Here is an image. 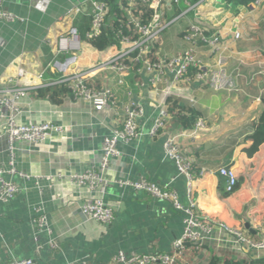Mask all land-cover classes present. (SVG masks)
<instances>
[{"label": "crops", "instance_id": "0c3cea01", "mask_svg": "<svg viewBox=\"0 0 264 264\" xmlns=\"http://www.w3.org/2000/svg\"><path fill=\"white\" fill-rule=\"evenodd\" d=\"M4 7L16 18L0 21V89H26L20 102L23 121L50 120L63 129L36 145L16 143L17 171L27 175H5L12 177L20 190L12 201L0 204V264L16 258H33L36 264H70L84 258L90 264H113L120 251L132 255L171 250L173 240L183 231L182 213L168 201L117 183L123 173L133 179L144 176L177 191L181 201L189 203L187 179L165 153L166 134H149L162 94L172 82L170 73L155 84L157 72L146 69L138 73L93 69L121 47L99 50L85 39L91 10L87 0H4ZM75 7L81 11L68 15ZM176 9L179 12L174 15ZM169 15L174 24L164 33L165 48L176 51L186 47L183 32L191 22L201 23L209 35L225 45L227 69L243 89L215 90L189 75L179 81V93H171L185 104L191 102L205 121L194 136L187 135L190 130L177 125L174 118L168 121V131L178 135L181 148L194 160L192 198L208 217L240 229L249 238H258L259 227L264 224V143L253 155H248L246 148L252 143L247 136L264 108V99H257L264 74L254 78L260 64L264 65V1L233 4L231 0H199L192 5L172 6ZM72 28L82 39L67 52L68 56H78L73 69H93L91 77L112 89L114 105L98 107L70 95L61 103H53L37 94L39 88L52 89L62 82L61 73L51 63L65 56L57 53L59 37H71ZM237 31L242 34L240 38L235 37ZM200 55L207 63H216V54L209 47L202 46ZM20 68L25 70L22 75ZM236 69H241V75H236ZM131 102L142 107L140 134L131 141H121L119 164L102 170L103 137L111 128L122 126ZM9 147V137L3 133L0 167L9 166ZM221 164L232 166L238 173V185L231 193L225 191V179L217 171ZM91 167L99 176L94 183L81 185L73 179V173ZM201 167L209 170L198 175ZM95 198L104 199L113 208L112 223L85 219L80 205ZM42 215H46L43 227L37 221ZM51 238L59 248L49 244ZM202 243L204 257L264 256V251L237 242L219 223Z\"/></svg>", "mask_w": 264, "mask_h": 264}, {"label": "built area", "instance_id": "2783aa9c", "mask_svg": "<svg viewBox=\"0 0 264 264\" xmlns=\"http://www.w3.org/2000/svg\"><path fill=\"white\" fill-rule=\"evenodd\" d=\"M91 6L89 12L90 26L85 33V39L93 38L101 33L102 27L105 24L106 5L104 2L98 0H87ZM129 6L127 7L128 16L134 23L133 32L138 35H126L120 41V49L107 59L101 61L94 68H111L125 73L132 70L133 65L125 62L126 58L130 62L143 63L139 71L146 69L151 72H157L156 82L160 81L164 75L170 73L172 81H181L185 79L191 68L198 71L195 73V78L204 84L210 85L215 90H225L228 92H241L243 89L239 87L227 69L228 59L224 54L226 48L224 44L219 43L217 38L207 33V28L199 22H191L183 35L186 47L176 53L172 52L169 55H160L158 52V63H151L148 53L152 49V43L160 40L163 32L173 22L169 12L172 6H179L181 3L190 5V0H168L172 5L171 8L167 5V0H152L151 6L155 9L153 21L149 24H144L140 17L134 15L132 12V5L135 0H126ZM262 0H256L259 3ZM81 11L80 7H75L69 10L68 15H76ZM169 15V16H168ZM169 18H168V17ZM16 17L4 7V0H0V21L14 20ZM71 37L61 35L59 37L58 54L65 55L62 60H54L51 63L53 69L61 73L62 81L70 83L74 91V97L84 98L93 102L98 107L111 106L115 104L113 100V92L109 86L104 85L103 89L93 90L88 85V80L91 77L89 70H74L78 56H68L67 52L70 48L73 49L75 43L80 42L81 36L75 28L70 30ZM240 32L235 33L236 38H240ZM114 44L112 47H119ZM207 46L212 52L216 54V63L210 64L200 55V48ZM137 51V56L133 58L130 54ZM23 68L19 69V74H24ZM236 75H241V69L235 70ZM254 78L264 74V65L260 64V69L255 72ZM119 82H123L120 79ZM258 100L264 99V86L259 90ZM27 94L26 89L22 87L14 88L8 87L0 89V137L6 133L10 141V163L9 166L0 167V204L12 201L18 194L20 187L14 182L12 177L7 178L6 174L19 173L22 176L27 174L17 171L15 165V147L17 142L26 143L28 145H36L44 142L52 136L55 130H62L63 127L55 125L52 121H30L22 120L23 108L20 102L23 96ZM170 90L167 87L163 92L157 115L152 121V126L149 131L151 136L160 132L166 134L164 141V150L166 155L172 159L180 173L187 179V195L189 203L184 204L177 191L165 188L156 182L149 180L144 176L136 179L130 178L125 173L120 174L117 183L124 189H129L133 192L144 193L146 195L154 196L162 201H168L176 210L182 213L183 231L172 242L171 250L169 251H153L149 253H135L126 255L120 251L118 255L113 258V264H176L177 260L182 258L185 254V246L189 244L201 246L202 241L206 235L211 232L215 226L214 219L208 217L203 212L197 209V204L192 198V182L195 176L194 160L183 151L177 141L176 134L168 131V121L170 118L167 109L166 99L170 95ZM111 103V105H110ZM142 107L139 104L131 102L126 107V115L122 121L121 127H113L104 135L102 140L101 153V169H109L112 164H119L122 156V151L118 148L121 141H131L139 136L138 118L142 114ZM205 126V121L199 117L196 121L195 127L191 129L187 135H196ZM209 169L201 167L198 175L205 174ZM217 171L225 179V191L227 193L233 192L239 181L237 171L229 165L221 164ZM73 179L83 185L86 182L94 183L99 179L96 169L91 167L82 172H75L72 174ZM81 212L86 220H94L104 224H110L114 221L113 208L105 202L102 198H95L87 200L80 205ZM41 227L46 225V215H42L37 219ZM241 244H246L250 248L264 251V224L259 227V237L249 238L240 229L223 225ZM49 244L57 249L59 244L53 238L49 240ZM8 264H36L33 258H16ZM70 264H90L87 259L73 261Z\"/></svg>", "mask_w": 264, "mask_h": 264}, {"label": "trees", "instance_id": "16d2710c", "mask_svg": "<svg viewBox=\"0 0 264 264\" xmlns=\"http://www.w3.org/2000/svg\"><path fill=\"white\" fill-rule=\"evenodd\" d=\"M104 2L106 5V18L105 24L102 27V31L97 36L88 39V41L97 49L104 50L108 47L117 44L120 45V41L123 36L133 35L138 37L136 33L133 32L134 23L128 16L127 7L129 6L128 1L126 0H98ZM152 0H135L132 5V12L134 15L140 17V20L144 24H149L153 21L155 14V9L151 6L150 2ZM199 0H190V5L196 4ZM233 4L243 3L249 4L250 2H255L256 0H231ZM177 15L179 9L175 10ZM168 17V16H167ZM173 16H171L172 18ZM169 18V17H168ZM166 31V30H165ZM161 35L160 40L152 43V49L148 53V57L151 63H158V52L161 49L165 48L164 42V33ZM185 31L182 35H184ZM179 50L173 51L174 53ZM137 56V51H134L130 54V57L133 58ZM125 62L133 65L132 70L135 73L139 72V69L142 68L143 63L130 62L129 58L125 59ZM198 70L191 68L187 76H195V73ZM88 85L93 90L103 89L104 84L97 80L96 78H90L88 80ZM39 96H47L53 103H61L63 98L66 95L74 96V91L70 86V83L67 81H62L55 88H39L36 90ZM185 101V100H184ZM167 109L169 111L170 117L175 119L177 125L191 130L195 127L197 119L200 117V113L193 107V104L189 102L185 104L182 99L174 94H170L166 99ZM252 143L249 147L246 148L248 155H253L259 148V146L264 143V108L254 124L253 131L247 136ZM199 171V170H198ZM201 246L197 247L196 245L189 244L185 246V254L187 257H182L177 260L176 264H264V256L260 258H243L232 255H225L223 257L216 254H212L209 257H204L201 255Z\"/></svg>", "mask_w": 264, "mask_h": 264}, {"label": "rangeland", "instance_id": "374dc122", "mask_svg": "<svg viewBox=\"0 0 264 264\" xmlns=\"http://www.w3.org/2000/svg\"><path fill=\"white\" fill-rule=\"evenodd\" d=\"M264 0H262V2H263ZM174 24V22H172L168 27H171V25H173ZM168 45H169V43H168ZM168 45H166V47L168 46ZM171 48H174V46H172ZM185 48V47H184ZM183 48V49H184ZM183 49H180V50H182L183 51ZM179 50V51H180ZM173 51H172V49L171 50H167L166 48H164V49H161L160 50V55H164V56H167V55H169V53H172ZM179 87H180V84H179V81L178 80H174V81H170V83H169V86H168V88H169V90H170V93H179ZM213 219H214V222L215 223H219V224H222V225H226L224 222H222V221H219V220H217L216 218H214L213 217ZM147 253H149V252H146V254Z\"/></svg>", "mask_w": 264, "mask_h": 264}]
</instances>
